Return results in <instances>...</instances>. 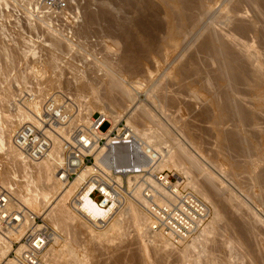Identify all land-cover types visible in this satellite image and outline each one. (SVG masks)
Wrapping results in <instances>:
<instances>
[{"label": "bare ground", "instance_id": "1", "mask_svg": "<svg viewBox=\"0 0 264 264\" xmlns=\"http://www.w3.org/2000/svg\"><path fill=\"white\" fill-rule=\"evenodd\" d=\"M11 1L42 24L50 23L53 14L69 15L66 10L36 5L35 0ZM69 1H75L81 12L72 35H92L102 41L106 55L92 56L96 70L91 73L103 78V94L84 81L78 54L85 46L79 44L80 38L73 35L78 41L74 43L54 28L38 29L31 19L25 23L30 34L37 39L41 29L49 34L48 48L46 43L42 46L44 52L47 49L48 63L45 67L26 64L21 69L20 60L31 53L24 45L29 39L21 19L12 22L10 27L18 31L19 38L11 39V23L5 22L10 2L0 0V184L30 213L58 231L46 249V264H89L88 250L108 249L113 243L121 246L132 231L137 245L127 255L132 264H264V149H260L264 148V128L259 118L264 116V18L257 19L264 13V0ZM245 4L258 7L254 11L261 8L263 13L246 21L248 11L240 12ZM70 51L78 56L70 59L74 68L70 67L72 78L66 79L57 61ZM170 51L174 56L167 63ZM198 54L202 58L198 59ZM159 61L167 65L155 78L156 71L150 67ZM139 76L142 78L134 81ZM144 78L153 80L148 88L150 83ZM163 81L180 90L164 92L169 85ZM57 88L68 91L83 109L86 121L96 113L107 116L112 125L124 120L137 138L157 152L154 161L144 163L140 172L134 170L124 179L113 176L119 186L132 188L134 198L125 205L107 204L106 200L97 203L90 196L98 186L90 176L98 168L105 169L104 160L99 159L108 152L105 147L98 149L93 165L85 166L64 184L57 176L58 148L46 158L28 161L13 146V129L31 120V115L16 105L19 91L28 90L36 96L28 107L38 113L43 98ZM145 89L142 100L139 92ZM240 90L244 99L237 97ZM186 99L190 103H185ZM203 100L207 101L203 113L193 117L208 126L203 133L208 131L216 144L210 153L202 147L201 128L196 131L194 127V131L182 119V108L189 106L186 109L194 111L195 103ZM228 149L241 154L242 163L232 162ZM113 151L120 158L126 155L121 148ZM167 170L176 182L170 181ZM238 171L246 175L245 183L238 179ZM81 183L86 184L77 200L71 201ZM144 185L151 186L152 200L172 216L166 233L152 229V218L161 217L162 211L152 208L151 199L140 193ZM26 227L23 223L7 236L0 234V264H20L10 253L15 248L13 242L21 244ZM58 245L61 247L55 249ZM118 251H104L109 252L106 264H123V260L130 264Z\"/></svg>", "mask_w": 264, "mask_h": 264}, {"label": "built area", "instance_id": "2", "mask_svg": "<svg viewBox=\"0 0 264 264\" xmlns=\"http://www.w3.org/2000/svg\"><path fill=\"white\" fill-rule=\"evenodd\" d=\"M35 4L60 11L67 9L65 0H35ZM35 100L36 96L28 90L19 91L16 97V105L31 115V120L18 124L11 133V142L23 158L38 161L58 148L57 176L61 183L67 184L85 166L94 164L95 155L103 146L108 152L99 159L104 160L105 169L98 168L90 176L89 179L98 185L92 189L90 196L95 194L92 198L99 197L96 201L101 203L106 200L107 204L114 202L116 206H123L127 200L134 198L132 188L119 186L113 176L120 175L124 179L134 170L140 172L144 163L154 161L157 154L154 149L137 138L124 120L112 125L107 116L97 113L86 121L83 109L65 91L48 93L38 113L28 107ZM118 148L125 151L124 158L113 151ZM165 174L171 179L170 172L166 171ZM85 184L81 183L76 188L71 201L77 200ZM140 193L151 199L152 208L156 207L157 212L162 211L161 217L152 218V229L164 233L169 231L172 216L152 200L151 186L144 185ZM23 223L27 227L21 244L13 242L15 248L10 255L20 264H46V249L59 235L58 231L42 217L30 213L25 205L16 201L8 188L0 184V234L7 236V233L17 230Z\"/></svg>", "mask_w": 264, "mask_h": 264}, {"label": "rangeland", "instance_id": "3", "mask_svg": "<svg viewBox=\"0 0 264 264\" xmlns=\"http://www.w3.org/2000/svg\"><path fill=\"white\" fill-rule=\"evenodd\" d=\"M9 7L7 8L8 10V12H9V20L8 19H6L5 20V22H6V25L8 24V23H11V24H8V26L10 27V26H12V24L14 25V23H16V21H18V20H22L21 22H23V26H24V29L26 30V27H25V23L27 22V21H29L30 19H31V21H32V23L33 24H35V23H37L36 25V27H38V29H40L42 26V28L43 29H46L47 27H51V29H53L54 28V30H56L57 32H62V33H65V34H67V37H70V39L71 40H74L73 42L74 43H77L78 44V41L77 40H75V37H76V35H72V32L74 31V28H76V26H78V24H79V22H80V10L78 9V7H76L75 5H77V3L75 2V1H73V3L72 4H70L71 2L69 1L68 2V0H65V2H66V5H67V9H66V12H67V14H69V15H67V18H65V17H62L61 16V14H58V16H54V14L52 15V17L53 18H51V22L49 23H45L44 24V22H43V24H42V22H40L41 20H39L38 21V18H35V16H31V15H29V14H26L24 11H21L22 9H21V7H19V5H18V3H16V2H12L11 0H9ZM258 3H261V2H258ZM12 4V5H11ZM262 5H264L263 3H261ZM247 5L249 6L250 4H245L244 6L245 7H242L241 8V10H240V12L242 11H244L243 13H245V11L247 10L248 11V14H247V16L248 17H250V19L248 18V17H246V21H250V20H253V19H255V18H257V19H259V18H261L262 16V18H264V13H263V11H262V9L260 8L262 5H260V9H257V10H261V11H259L258 13H256L255 11H257V10H255L254 11V8L256 9V8H258V7H256L255 5H253V6H255L254 8L250 5L248 8H247ZM257 5V4H256ZM259 5V4H258ZM14 6V7H13ZM76 7V8H75ZM263 7V6H262ZM15 8H17V10L15 9ZM252 9V12H251V9ZM75 9H77V10H75ZM245 9V10H244ZM264 10V9H263ZM20 11V12H19ZM80 13H79V12ZM250 12H251V14H250ZM254 12L256 13V14H254ZM260 12H262L263 13V15H261L260 14ZM24 14V15H23ZM27 16H26V15ZM254 14V15H253ZM258 14H260V16L258 15ZM250 15V16H249ZM256 15H258L257 17H256ZM25 17L24 19H23V17ZM30 16V18L29 19H26L27 17H29ZM33 17V18H32ZM62 17V18H61ZM251 17H253V18H251ZM19 18V19H18ZM26 20V21H25ZM4 21V20H3ZM8 21V22H7ZM4 22V23H5ZM12 22H14V23H12ZM67 23H69V24H67ZM50 24H51V26H50ZM57 25V26H56ZM22 26V27H23ZM40 27V28H39ZM10 28H12V27H10ZM23 29V30H24ZM43 29H41L42 30V32L40 33V34H38L39 32H37V34H38V39L37 38H35L37 35H35V34H30L27 30H26V36L28 37L27 39H29L28 41L30 42V44L31 43H33V45L31 44H29V42L26 40V43L24 44L25 45V50L27 51H29V52H31L30 54L29 53H27V55L25 56V58L21 61L20 60V65H21V69H24V68H26L27 67V65L26 64H29V65H34L35 67H45V65L44 64H46V63H48V62H46V58H45V55L48 53H46V51H47V49L45 50V52H44V50L42 49L43 47L42 46H44V44H45V46L48 48V45H49V39H46V38H48L49 37V34L47 33V34H44V31H43ZM68 31V32H67ZM29 34H28V33ZM67 32V33H66ZM14 33V34H13ZM71 33V34H70ZM17 34H18V31L16 30V29H13L12 28V32H11V39L13 40V41H16L19 37L17 36ZM34 36L33 38L31 37L30 38V36ZM40 35V36H39ZM42 35V36H41ZM45 35H48V36H45ZM70 35V36H69ZM72 37L74 38V39H72ZM84 37V38H83ZM86 37H89V36H82V38H80V37H78V38H80V39H78L77 37H76V39H78L79 40V44H80V42H83L82 44H83V46H85V47H83L84 49H83V51H81L82 53H83V55H82V53H80V54H76L77 56H78V58H80V61L82 62V66H83V72H85L84 73V76H85V80L84 81H86V83L89 85V86H92V87H94V88H96L97 90H98V93L99 94H103L104 92H103V87H102V80H103V78L102 77H93V75H92V73H91V70H96V67L94 66V64L96 65V63H94L93 62V58H92V56L93 55H96V56H105L106 54H105V51H104V49H103V46H102V41H101V39H100V37H94L95 39H96V42H95V39L93 38V36L91 35L90 37L91 38H86ZM94 39V41H93V39ZM35 39H37V41H35ZM82 39V40H81ZM90 39H92V40H90ZM98 39H100V40H98ZM104 39V37L102 38V40ZM32 42H31V41ZM99 42H98V41ZM37 43L36 44V46H34L35 45V43ZM45 41H47V42H45ZM75 41H77V42H75ZM93 42H95L94 44H93ZM199 42L200 41H198L197 43H196V46H197V44H199ZM12 43V42H11ZM92 43V44H91ZM99 45H98V44ZM28 46H27V45ZM81 45V44H80ZM93 45V46H92ZM95 45H97V46H95ZM31 46V47H30ZM87 47V48H86ZM28 48V49H27ZM86 48V49H85ZM89 48H91V49H89ZM87 50H90L89 52L87 51ZM27 51V52H28ZM43 51V52H42ZM92 51V53H96V54H92L91 55V52ZM34 52H35V54H34ZM73 51H70V52H66V54H65V56H61V57H59V60L57 61V63L58 64H60L59 66V69H61L63 72H64V74H65V78L66 79H71L72 78V75H71V72L73 71V70H71V66H72V68H74V66H73V62L70 60V59H72L73 57H74V55H75V53L73 52ZM68 53V54H67ZM102 53V54H101ZM35 56H34V55ZM44 54V55H43ZM85 54H87V55H85ZM169 54H170V57H169V59L167 60V63H171V61H172V58H173V52H169ZM38 55V57H36ZM68 55V56H67ZM81 55V56H80ZM91 55V56H90ZM200 55V56H199ZM40 56V57H39ZM76 56V57H77ZM35 57V58H34ZM76 57H74V58H76ZM198 59H199V57L200 58H202V55L201 54H198ZM62 62H61V61ZM70 61V62H69ZM86 63V64H85ZM94 63V64H93ZM167 63H163L162 61H159V62H155L154 64H152V67H150V69L151 70H154V71H156L155 72V78L156 77H158L160 74H162L163 72L162 71H164L165 69H166V65H167ZM70 64H72V65H70ZM22 65L24 66V68L22 67ZM155 65V66H154ZM99 65H97V67H98ZM151 66V65H150ZM70 68V69H69ZM203 68H204V65H203ZM156 69V70H155ZM206 69V68H205ZM206 71V70H205ZM101 76V75H100ZM140 77L142 78V76H139V77H136V78H134V81H137V80H140ZM102 78V79H101ZM138 78V79H137ZM154 78V79H155ZM137 79V80H136ZM145 79H147V78H144V80ZM148 79H150V78H148ZM148 79L146 80V82H147V84L148 83H150L148 86H146L147 84H145V86L148 88L150 85H151V83L153 82V80H149L148 81ZM142 80V79H141ZM152 81V82H151ZM189 81H192V79H190ZM163 82H165V83H167L166 81H163ZM162 82V83H163ZM129 84V83H128ZM164 84V83H163ZM162 84V85H163ZM168 84V83H167ZM167 84H164L163 86L164 87H166L167 86ZM131 84H129L128 86L129 87H131L130 86ZM144 85V84H143ZM166 85V86H165ZM169 85V84H168ZM163 86H161L162 88H163ZM169 86H171V88L169 87ZM167 88H168V90L166 89V88H164V92L165 91H170V92H173V91H175L174 93H176L178 90L177 89H179V87H177V86H174V85H169ZM174 86V87H173ZM133 87H131V89H132ZM177 88V89H176ZM135 89V88H134ZM134 89H132V90H134ZM172 91H171V90ZM240 89H242V88H240ZM56 90H58V88L56 89ZM136 90V89H135ZM134 90V91H135ZM180 90V89H179ZM51 91H55L54 89H51L48 93H50ZM63 91H65V92H67L68 93V91H66V90H63ZM137 91V90H136ZM183 91V90H182ZM146 92V89H145V91L144 90H142V92H141V94H140V92H139V95H140V97H141V99L143 100L144 99V96H142V93H145ZM169 92V93H170ZM242 91L240 90V93H241ZM163 93V92H162ZM186 93V92H185ZM185 93L183 94V95H185ZM244 94V96H245V93H243ZM85 95V94H84ZM144 95V94H143ZM186 95H187V93H186ZM86 96H87V94H86ZM237 97H241V99H244L243 98V95H242V93L239 95V96H237ZM90 97L88 96V99H89ZM246 99H247V97H245ZM187 101H189V100H184V102L185 103H190V101L189 102H187ZM207 103V101H205V100H203V102L201 103H195V105H197V106H195V107H193V110H194V108H198L197 109V111H196V109L194 110V111H191L192 109H191V107H190V111L191 112H189V106H186V107H188L187 109H186V107H184L185 109H183L182 108V110H183V112H182V119H183V121H186L187 123H189V124H191L190 125V127L193 129L194 127L196 128V131H198L200 128V130H201V132L203 133L205 130H208V126L207 125H205L204 123H198L199 121L198 120H196L195 118H197L198 117V114H200V112H202L203 113V110H204V108H205V106L207 105L206 104ZM200 104V105H199ZM201 107V108H200ZM185 110H187L186 112H185ZM98 112V111H97ZM193 112H195V114L193 113ZM196 112H197V114H196ZM190 113H192V114H190ZM201 113V114H202ZM97 114V113H96ZM96 114H94V115H96ZM188 114H190V115H188ZM200 114V115H201ZM193 116H196L195 118L193 117ZM191 118V119H190ZM259 118H260V127H261V129H263L264 128V116H259ZM258 118V119H259ZM196 121V122H194V121ZM198 121V122H197ZM259 121V120H258ZM191 122H193V123H191ZM195 124V125H194ZM194 128V129H195ZM193 129V130H194ZM195 131V130H194ZM263 131H264V129H263ZM200 132V131H199ZM198 132V133H199ZM199 133L200 135H202V133ZM206 133V134H205ZM205 133H203V135H202V141H201V143L202 142H204V145H203V143H202V147L204 146V149H206L205 151H208L209 153H210V151H213L215 148H214V146H216V144H215V142H214V144L212 143L213 142V138L211 139L210 137H209V132L207 131V132H205ZM207 135H208V137H207ZM211 141V142H210ZM253 141H255V139L253 140ZM206 143V144H205ZM210 143V144H209ZM255 144H257V141H255L254 142ZM212 144V145H211ZM207 146V147H206ZM260 147H262V148H260ZM259 148L261 149V150H263L264 148H263V146H260ZM231 150H229L228 149V151L227 152H229V155H230V159L232 160V162H237V163H242V161H243V158L241 157V158H239L240 156L239 155H241V154H236L234 151V153L231 151ZM226 152V151H225ZM228 154V153H227ZM239 156V157H238ZM234 157H236V158H234ZM239 158V159H238ZM234 159V160H233ZM220 161H222V160H220ZM219 161V162H220ZM224 166H225V164L223 163V162H221ZM167 172H170L171 173V171H169V170H167ZM239 172V174L241 173V171H238ZM242 174V173H241ZM240 174V176L238 177V179L240 178V180L242 181L244 178H245V176L242 174L241 175ZM245 180V179H244ZM244 180H243V183H245L246 182V180H245V182H244ZM170 181H172L173 183L174 182H176L175 181V176L174 175H172L171 176V179H170ZM95 196V194H93V195H91V198L92 197H94ZM93 199V198H92ZM99 199V197H95V199H93L95 202H97L98 203V201H96V200H98ZM131 234H127L128 236H127V238L125 239V237H126V235H124V239H125V241L122 243V245L121 246H118V244H117V246L119 247H116V246H114L115 245V243H113L114 245V247H116V248H118V249H115V248H110V247H108V249H100L101 251L103 250V254L100 252V250H98V248L96 249V250H93V251H95V252H92V250L90 251V250H88L87 251V257L89 256V260H87V262H89V264L91 263L92 264V261H93V263L94 264H96V262H97V264H106V263H108V261H109V252L110 253H112V254H115L114 252H116V250H117V252H120V251H118V250H121V253H123V256H124V254H125V259L127 258V260H128V263H130V264H132L131 262H129V259H128V257L130 256V254L132 253V252H134V250L137 248V245L135 244L136 242H135V240H134V232L132 231V232H130ZM133 235V236H132ZM82 237H83V235H81ZM116 242H118V241H116ZM61 245V244H60ZM60 245H58L57 247H55V249H59L61 246ZM135 248V249H134ZM114 249H115V251H114ZM130 249V250H129ZM109 250V252H104V251H108ZM132 250V251H131ZM96 251H97V253H96ZM102 254H99V252ZM114 251V252H113ZM92 254H91V253ZM116 252V253H117ZM104 253H106V254H104ZM130 253V254H129ZM98 255V256H97ZM111 255V254H110ZM127 255H128V257H127ZM88 259V258H87ZM107 259H108V261H107ZM105 260V261H104ZM100 261H102V263L100 262ZM124 262H126L127 263V261H125V260H123V264H124ZM125 263V264H126ZM138 263V262H137ZM137 263H135L134 262V264H137ZM88 264V263H87Z\"/></svg>", "mask_w": 264, "mask_h": 264}]
</instances>
